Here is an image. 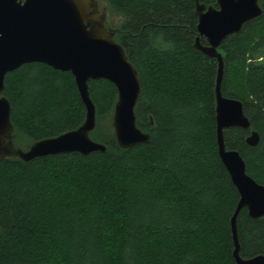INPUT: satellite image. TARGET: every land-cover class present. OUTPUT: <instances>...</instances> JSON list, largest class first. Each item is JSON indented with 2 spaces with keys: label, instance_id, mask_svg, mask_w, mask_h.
Wrapping results in <instances>:
<instances>
[{
  "label": "trees",
  "instance_id": "16d2710c",
  "mask_svg": "<svg viewBox=\"0 0 264 264\" xmlns=\"http://www.w3.org/2000/svg\"><path fill=\"white\" fill-rule=\"evenodd\" d=\"M105 1L123 17L116 40L139 72L137 124L150 140L119 147L111 117L100 126L112 116L117 88L90 80L91 138L104 152L0 160V264H236L231 217L239 193L218 153V63L194 46L195 0ZM219 48L222 93L242 101L260 136L251 146L250 129L229 127L226 146L264 185V12ZM3 94L14 131L30 143L85 119L72 73L43 62L7 73ZM237 228L241 256L264 254V216L243 208Z\"/></svg>",
  "mask_w": 264,
  "mask_h": 264
},
{
  "label": "water",
  "instance_id": "95a60500",
  "mask_svg": "<svg viewBox=\"0 0 264 264\" xmlns=\"http://www.w3.org/2000/svg\"><path fill=\"white\" fill-rule=\"evenodd\" d=\"M195 2L198 36L194 46L218 63L215 85L218 153L239 193L231 217L233 258L236 264H264V254L249 258L240 254L238 214L246 208L252 218L264 216V185L247 173L240 152L226 146L224 130L250 129L251 121L242 101L222 93L224 61L219 51L228 36L240 32L264 8L260 0H217L218 7L206 6L200 0ZM108 7L107 1L101 0H0V160L17 157L31 161L70 152L83 155L104 152L107 146L91 138L97 125L96 106L89 90L92 79H107L117 88L111 125L119 147L126 149L149 142L150 133L137 124L140 75L116 40L117 28L108 24ZM30 62H43L72 73L85 106V119L75 129L31 142L23 149L14 145L11 104L3 93L7 73ZM259 139L258 131L250 129L246 142L255 146Z\"/></svg>",
  "mask_w": 264,
  "mask_h": 264
},
{
  "label": "rangeland",
  "instance_id": "374dc122",
  "mask_svg": "<svg viewBox=\"0 0 264 264\" xmlns=\"http://www.w3.org/2000/svg\"><path fill=\"white\" fill-rule=\"evenodd\" d=\"M101 1L103 2L105 0H101ZM212 5L213 6H216V3L215 4H212ZM108 6H109V4H108ZM206 6H209V5H206ZM107 12H108V18H107L108 24L111 27H113V28H117L121 24V22L123 21V17L121 15H119L118 13L114 12L111 9L110 6L108 7ZM219 51L221 52L222 56L223 55L225 56L224 49L219 48ZM110 117L111 116H107L105 119H102V121H100V126H103L104 128H107V124L110 123ZM29 140H30L29 137H27L25 134L18 133L16 130L14 131L13 142H14V145L15 146H18V147H21V148L25 149L30 144V141Z\"/></svg>",
  "mask_w": 264,
  "mask_h": 264
},
{
  "label": "flooded vegetation",
  "instance_id": "af4514ba",
  "mask_svg": "<svg viewBox=\"0 0 264 264\" xmlns=\"http://www.w3.org/2000/svg\"><path fill=\"white\" fill-rule=\"evenodd\" d=\"M217 1V0H216ZM196 3V2H195ZM216 6L218 7V5L216 4Z\"/></svg>",
  "mask_w": 264,
  "mask_h": 264
}]
</instances>
